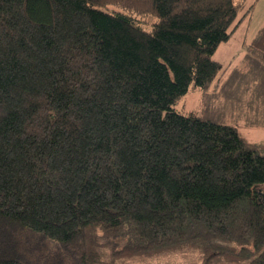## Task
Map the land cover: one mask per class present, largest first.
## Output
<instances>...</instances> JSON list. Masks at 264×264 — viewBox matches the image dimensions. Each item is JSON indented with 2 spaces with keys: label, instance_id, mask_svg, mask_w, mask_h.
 Here are the masks:
<instances>
[{
  "label": "trees",
  "instance_id": "obj_1",
  "mask_svg": "<svg viewBox=\"0 0 264 264\" xmlns=\"http://www.w3.org/2000/svg\"><path fill=\"white\" fill-rule=\"evenodd\" d=\"M247 2L0 0V264H36L27 231L70 264H264V143L177 108Z\"/></svg>",
  "mask_w": 264,
  "mask_h": 264
},
{
  "label": "rangeland",
  "instance_id": "obj_2",
  "mask_svg": "<svg viewBox=\"0 0 264 264\" xmlns=\"http://www.w3.org/2000/svg\"><path fill=\"white\" fill-rule=\"evenodd\" d=\"M252 2L255 5L250 15L239 24L229 40L223 41L214 53V58L223 65V72L219 79L207 90L191 85L188 92L177 103V108L186 112L195 110L218 122L237 124L240 130L250 138L263 139L264 63L252 60L248 54V45L256 36L259 28L264 25V0H257V2L248 0L247 6ZM244 10H241L240 15ZM144 26L150 27L147 23H144ZM22 235H18V238L23 240L30 249H33L34 263L61 264L58 261L61 259L64 264H70L67 258L60 254L62 248L59 243L28 231ZM57 255L62 258H56ZM123 263L207 264L198 250L139 256L133 260H125ZM210 264L248 263H238L220 258L213 260Z\"/></svg>",
  "mask_w": 264,
  "mask_h": 264
},
{
  "label": "crops",
  "instance_id": "obj_3",
  "mask_svg": "<svg viewBox=\"0 0 264 264\" xmlns=\"http://www.w3.org/2000/svg\"><path fill=\"white\" fill-rule=\"evenodd\" d=\"M233 125H235V126H237L238 128H239V130H240V127L237 125V124H233ZM240 132L247 138V139H249L250 141H252V142H258V143H264V137H263V139H255V137L254 138H250L247 134H244L241 130H240ZM257 134V133H256ZM262 134V133H261ZM256 136V135H255Z\"/></svg>",
  "mask_w": 264,
  "mask_h": 264
}]
</instances>
